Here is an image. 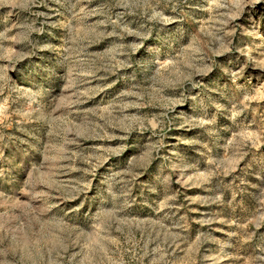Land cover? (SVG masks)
Returning <instances> with one entry per match:
<instances>
[{
	"label": "rangeland",
	"instance_id": "374dc122",
	"mask_svg": "<svg viewBox=\"0 0 264 264\" xmlns=\"http://www.w3.org/2000/svg\"><path fill=\"white\" fill-rule=\"evenodd\" d=\"M0 264H264V0H0Z\"/></svg>",
	"mask_w": 264,
	"mask_h": 264
}]
</instances>
